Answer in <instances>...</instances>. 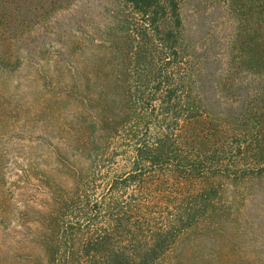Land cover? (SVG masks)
Wrapping results in <instances>:
<instances>
[{"label": "rangeland", "instance_id": "1", "mask_svg": "<svg viewBox=\"0 0 264 264\" xmlns=\"http://www.w3.org/2000/svg\"><path fill=\"white\" fill-rule=\"evenodd\" d=\"M114 9L113 0H0V264H48V185H78L76 145ZM181 13L205 106L183 131L189 150L230 161L238 143L242 167L263 165L264 14L255 0H183ZM83 75L88 96L72 90ZM212 175L188 187L218 185L223 213L158 264H264V175Z\"/></svg>", "mask_w": 264, "mask_h": 264}, {"label": "trees", "instance_id": "2", "mask_svg": "<svg viewBox=\"0 0 264 264\" xmlns=\"http://www.w3.org/2000/svg\"><path fill=\"white\" fill-rule=\"evenodd\" d=\"M113 1L109 45L99 50L93 76L94 106L83 114L76 145L82 167L72 181L79 186L64 193L48 185V264H158L185 233L223 213L218 185L192 188L189 180L264 175V164L241 166L238 143L227 148L230 161L216 150H189L183 131L204 117L205 106L183 0ZM255 3L264 14V0ZM83 76L72 90L88 96Z\"/></svg>", "mask_w": 264, "mask_h": 264}]
</instances>
